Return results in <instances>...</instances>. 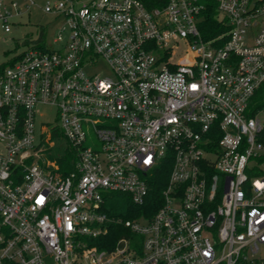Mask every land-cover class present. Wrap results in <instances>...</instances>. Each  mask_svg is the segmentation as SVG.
I'll list each match as a JSON object with an SVG mask.
<instances>
[{
	"label": "built area",
	"instance_id": "2783aa9c",
	"mask_svg": "<svg viewBox=\"0 0 264 264\" xmlns=\"http://www.w3.org/2000/svg\"><path fill=\"white\" fill-rule=\"evenodd\" d=\"M209 1L40 6L63 21L58 46L42 26L0 75V264H264V0H214L226 31L205 37ZM35 4L0 0L1 26ZM42 107L57 120L37 144ZM54 136L67 173L34 159ZM166 169L151 217L109 212L113 193L143 204ZM113 223L141 238L100 247Z\"/></svg>",
	"mask_w": 264,
	"mask_h": 264
},
{
	"label": "rangeland",
	"instance_id": "374dc122",
	"mask_svg": "<svg viewBox=\"0 0 264 264\" xmlns=\"http://www.w3.org/2000/svg\"><path fill=\"white\" fill-rule=\"evenodd\" d=\"M45 1L35 0L36 4L31 7L30 13L25 12L21 16H15L13 18L14 22L12 21L11 23V31H5L0 23V63H6L8 66L11 61H14L21 52L28 48L30 44L28 40L38 38L42 26L45 28L47 42L54 47L58 46L54 38L62 27L63 21L61 19H54L51 14L43 13L40 6ZM102 71L105 72L104 70ZM41 110L43 114L37 117V144L40 142L42 124L57 120L56 108L42 107ZM260 117L264 120V113ZM50 141H53L52 145ZM50 141L44 142L45 145L40 153V157H34L42 165L51 166L55 160L58 161L59 158L64 157L68 150V142L64 136H54ZM86 143L90 145L98 144V138L92 129L89 130ZM254 164L261 169L260 177H264V157ZM123 245L122 243L121 246ZM51 260H48V263Z\"/></svg>",
	"mask_w": 264,
	"mask_h": 264
},
{
	"label": "trees",
	"instance_id": "16d2710c",
	"mask_svg": "<svg viewBox=\"0 0 264 264\" xmlns=\"http://www.w3.org/2000/svg\"><path fill=\"white\" fill-rule=\"evenodd\" d=\"M148 6L162 5L166 0H144ZM204 34L205 37H211L223 31H226L224 21L219 20L217 17L216 3L214 0H210L207 3L206 10L204 11ZM15 61V60H14ZM14 61L9 63L12 64ZM7 67L6 63H0V75ZM253 110L264 109V85L256 92L253 98ZM57 132H54L56 135ZM72 154L70 150H67L64 157L59 158L60 168L63 173H67L72 168L71 164ZM164 175V176H163ZM160 175L154 182L146 201L143 204H135L129 196L124 193H113L107 198V207L110 213L117 216H121L123 219L140 217L142 215L151 217L160 205V193L162 188L165 187L167 182L168 169L164 174ZM134 236L141 238L140 235L134 234L123 223H113L110 225L108 234L104 236V244H100V247L111 248L115 245L120 237Z\"/></svg>",
	"mask_w": 264,
	"mask_h": 264
}]
</instances>
